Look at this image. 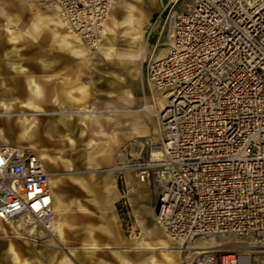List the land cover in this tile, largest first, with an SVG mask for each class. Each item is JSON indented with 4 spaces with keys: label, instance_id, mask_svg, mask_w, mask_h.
I'll list each match as a JSON object with an SVG mask.
<instances>
[{
    "label": "rangeland",
    "instance_id": "374dc122",
    "mask_svg": "<svg viewBox=\"0 0 264 264\" xmlns=\"http://www.w3.org/2000/svg\"><path fill=\"white\" fill-rule=\"evenodd\" d=\"M189 1L175 0L167 6L168 1L161 0L165 12L151 36L143 33L149 30L150 20H155L160 9L151 2L117 1L111 7L114 24L108 19L105 28L110 44L104 41L107 45L101 44L91 51L86 43L81 46L69 37L68 29L49 21L54 9L47 0H0V91L5 88L4 80L11 86L8 82L11 76L20 70L29 71L42 89L51 92L49 109L62 110L60 106L65 103L56 97L62 91H69L72 100L65 110L75 112L69 119L74 123L84 122L82 133L64 132L65 141L59 133H53L51 138L44 134L41 137L40 133L38 138L27 140L21 134L17 114L25 113L37 122L43 107L24 106V100L19 103L0 98V145L26 149L35 144L39 148L41 139L44 140L41 146L56 158L55 163L46 167L57 174V194L68 207L63 242L59 240L62 224L49 231L36 228L29 232L30 228L21 221L3 223L0 264H142L132 260L135 255L141 258L153 255L159 260L163 253L158 249L143 250L146 245H132V240L138 239L155 248L152 239L157 238L165 240L179 254L178 264L201 251L193 247H208L211 242L222 246L208 251L233 252L238 256L249 253V264H264V249H249L239 238L205 237L189 250L180 249L163 234L155 220L158 186L153 174L145 182L128 170H114L106 176L105 170L116 167L121 151H126L128 159L149 161L152 146L161 145L159 105L153 98L159 92L147 80V64L166 48L171 33L169 11L172 15L186 11ZM132 7L143 14L142 18L139 14L134 18L141 23L134 31L130 29ZM61 43L90 61L75 57ZM142 46L146 52L143 58ZM134 81L139 85L137 89ZM146 104L153 105V109L144 111ZM52 117L57 115L38 116L42 122ZM36 125L41 131L40 124ZM106 182L115 185L111 199L103 187ZM109 224L114 233L118 232V240L109 233ZM91 242L94 244L90 245ZM122 258L125 263H121Z\"/></svg>",
    "mask_w": 264,
    "mask_h": 264
},
{
    "label": "built area",
    "instance_id": "2783aa9c",
    "mask_svg": "<svg viewBox=\"0 0 264 264\" xmlns=\"http://www.w3.org/2000/svg\"><path fill=\"white\" fill-rule=\"evenodd\" d=\"M47 1L94 48L118 0ZM170 20L164 57L147 64L148 82L166 94L161 157L121 151L115 171L140 182L155 176L156 222L180 249L205 237L264 248V0H190ZM51 208L42 160L30 149L0 147V220L49 231ZM238 257L207 251L182 264H238Z\"/></svg>",
    "mask_w": 264,
    "mask_h": 264
},
{
    "label": "bare ground",
    "instance_id": "6f19581e",
    "mask_svg": "<svg viewBox=\"0 0 264 264\" xmlns=\"http://www.w3.org/2000/svg\"><path fill=\"white\" fill-rule=\"evenodd\" d=\"M136 1L140 2L141 4H145L146 2H148V3L151 2V4L153 6L159 8V9H162V5L160 4L161 0H136ZM167 1H168V5L167 6H169L172 2H175V0H167ZM187 4H189V2H187ZM53 9H54V14L51 17V19H49V21L50 20L53 21L54 24L57 27H60L61 29L62 28L67 29V27L65 25V22L63 21V18L59 14L58 10L56 8H54V7H53ZM57 12H58L59 15L57 14ZM111 12L112 11L110 9L107 20L109 19V21L114 24V18L112 17L113 14H111ZM141 13L142 12L140 10H138V9L136 10L134 7H132V9H130L129 16H130V19H132L131 22H132V25H133L130 29L132 31L135 30V27L138 28V29L140 28L141 23H139V20H140L139 18L143 17V14H141ZM136 15L139 16V18H138L139 20L138 21H136L134 19V18H136ZM158 15L161 17V13H159ZM170 15L172 16V18H174L176 16L175 14L172 15V12L169 11V16ZM160 17L157 18V22L155 20H153V23H152L153 26L158 23ZM105 28H106V23H105L103 29L100 32V39H99L98 44L94 48H91V51L98 49V47L101 44H104V46L107 45L104 41H106L107 43L109 42V40L105 37V33H106L105 32L106 31ZM68 32H71V31L69 30ZM109 33H110V31H109ZM68 35H69V37L73 38L76 42H78L81 46L84 45V41H82L81 38L78 35L73 34V32H71V34H68ZM108 44H110V43H108ZM142 47L143 48H142V51H141V57L143 58L144 54H145L144 53L145 52V47L144 46H142ZM85 48H87V47H85ZM106 52L104 53L105 56L108 55ZM81 55H87V54H86V52H81ZM164 55H165V50H160L159 54L156 55L155 59L156 60H160V59H162L164 57ZM129 59H131V58H129ZM27 83H28L30 89H29V93L27 95L28 98H27V100H24L23 105L24 106L27 105V106L35 108V107H37V105H35L34 102L35 103L36 102H41V100L44 99V96H43L42 91L38 88V86L36 84L33 83L32 79L30 77L27 78ZM133 84H134L135 88L137 89L138 86H139L137 84V82L134 81ZM157 92H159V91H157ZM152 93H154V92H152ZM20 94H21V92H15L13 90H8V89L4 88L2 91H0V98L6 99V100H9V101H14V102L19 101V103H22V100L19 99ZM14 95H17L19 97H16ZM153 98H154L155 104L157 103L159 105V112H158V117H159L161 111L165 107L166 94L164 92H159L158 94L156 93L155 97L153 96ZM69 100H70V98H69ZM61 108H62V110L56 111L55 114L65 115L66 118H62L59 121V123H54L53 121L50 122L48 127H47V130L51 134L53 132L59 133L60 139L65 141V137H67L66 136L67 134H63L61 132L74 133L75 131H80L82 133L83 130H84V122H83V120L76 121V123L72 122L71 119H69V117H70V115H73V113H75V112H68L67 110H65L66 109L65 107H61ZM150 108L153 109V105H149V104L147 105L146 104V106L143 108V110L147 111ZM52 112H48V113L52 114ZM17 116L19 117V120H20V123H21L20 124L21 127H22V129H21L22 133L21 134L23 135V137L26 138L27 140H32L34 138H38V133L39 132H38L37 125H36L38 121L36 122V120L33 119V118L32 119L27 118L25 113H19V114H17ZM158 129L160 131L159 127H158ZM68 139H70V138H68ZM0 147L6 148V149H9V150H23V149L16 148V147H13V146H10V145H0ZM26 149L32 150L34 152V154H36L42 160L44 171H46V173L48 174L49 182H50V186H51V193H52L51 214L53 215V218L55 219L53 223H50L49 227L51 228L50 230H53L54 226H57V225L61 226V222H62L61 220H62L63 210H64V203L61 200L59 194H57V189H58L57 174L49 171L47 169V167H46V164H51L52 162L55 163V159L56 158H52L45 151H43L41 148H37L35 144H30ZM150 156H151L152 161H159V159L161 157V149H160V146L158 144L152 146ZM118 160L119 159H117V161ZM120 161H122V159H120ZM64 164H65V162H64ZM66 166H68V164ZM115 169H116V167L114 169L105 170V172L107 173L106 176L108 177V175L113 173ZM103 187H104V190L106 191V193L108 194L110 192L111 188L114 187V183L106 182V183H104ZM155 220H156V215H155ZM3 223L4 222H2L0 220V233H5V230L2 227ZM8 223H10V222H8ZM32 230L33 229L30 228L29 232H31ZM152 240L156 243V244L154 243L155 244V248L150 247L149 245L147 246V243H143V242H141L138 239L132 240V245H139V246L146 245V247L144 249L142 247L141 248L143 250H148V251L149 250H153V249H158V250L162 251L163 254L160 255L159 260H157L156 257H154L153 255H150L147 258H141L140 256L138 257L137 255H135L134 259H132L133 261L141 262L142 264H178L179 263V260H180L179 254H175L174 251H173V248L170 247L166 243L165 240H162L161 238L160 239H158V238L157 239H152ZM245 243L247 244V247L249 249H254L255 248V246L251 242H245ZM220 246H222V245L218 244L217 242H211L210 246H208V247H206V246L205 247L195 246L192 249L193 250H201V251L195 252V254H200V253L207 252L208 249H210V248L212 249V248H216V247H220ZM260 248H262V247H260ZM256 249H259V248H256ZM262 249H264V248H262ZM170 250L172 252H170ZM166 251H168V252H166ZM262 253H264V252H262ZM244 255L238 257V264H249V258H250L249 253L248 254H244ZM125 262H126L125 258H122L121 259V263H125ZM25 264H28V263H25Z\"/></svg>",
    "mask_w": 264,
    "mask_h": 264
},
{
    "label": "crops",
    "instance_id": "0c3cea01",
    "mask_svg": "<svg viewBox=\"0 0 264 264\" xmlns=\"http://www.w3.org/2000/svg\"><path fill=\"white\" fill-rule=\"evenodd\" d=\"M162 5V4H161ZM160 5V6H161ZM159 13H161V15H162V13H164L165 11H163V6H162V9H160L159 11H158ZM172 18V16L170 15V16H168V18ZM161 18V17H160ZM167 18V19H168ZM153 20H150V25L151 26H149L150 28H149V30H148V28L145 30V32L143 33V36L144 35H146V34H148V33H150V36L153 34V33H155V30H156V25H154L153 26ZM149 31V32H148ZM144 38V37H143ZM168 41H169V38H168ZM167 41V42H168ZM61 45L63 46V48H65L67 51H69L72 55H74L75 57H80V58H84V59H86L85 57H82V56H79V55H77V54H74L71 50H69L68 48H66V46L65 45H63V43H61ZM147 48L148 47H146V51H147ZM145 54H146V52H145ZM144 54V55H145ZM87 60V59H86ZM87 61H90V60H87ZM91 61L94 63V61H93V59H91ZM31 78L32 79V81H33V83L34 84H36L37 86H38V88L42 91V93H43V96H44V99L43 100H41V102H36V104H37V107H43V109L44 110H42V111H39L38 112V115H37V119H38V123L40 124V126H41V131H40V129H38V135L41 133V137H42V134H44V135H46L47 137H49V138H51L52 137V134L53 133H56V132H53L52 134L51 133H49V131L47 130V127H48V125H49V123L50 122H54V123H59V121L62 119V118H66V116L65 115H60V114H55L56 113V111H58V110H53V109H49V107L47 106V104H48V100H49V98H50V91L49 90H44V89H42L41 88V86H39V84H37L36 82H35V78H33V74L31 73V72H27V71H23V70H20V72H18L16 75H14V76H11V78L9 79V84L11 85V86H7V84H6V82H5V80H4V82H3V84H4V86H5V88H10L11 90H13V91H15V92H21V94H20V97H19V99L20 100H27V98H28V93H29V85H28V83H27V78ZM2 78V77H1ZM3 79V78H2ZM1 89V88H0ZM28 91V92H27ZM59 95H57V97H56V100H58V101H64V106H62L63 104H61V106H60V108L61 107H69L68 106V103H71V101L69 100V98L70 99H72V96H70V92L69 91H65V92H60V93H58ZM61 102V103H62ZM53 111V112H52ZM46 112V113H45ZM48 112H52V114H49ZM41 115H51V116H56L57 115V117H52V118H50V119H48L47 120V122H42V120L40 119V118H38V116H41ZM61 133H63L64 134V132H61ZM40 137V138H41ZM43 142H44V140H42L41 139V144H43ZM41 144L39 145V148H41L43 151H45L48 155H50L51 157H52V154L53 153H50L47 149H45V148H43L42 146H41ZM114 187H115V185H114ZM114 187H112L111 188V190H110V192L108 193V194H110V199L112 198V195L113 194H115V191H114ZM58 193H59V191H58ZM63 199V198H62ZM63 203H64V210H63V216H62V222H61V224H62V226H61V234H60V238H59V240L61 241V242H63L64 241V237H63V226H64V224H65V221H64V215L66 214V212H67V210H68V207H67V204L64 202V200H63ZM108 231H109V233H111V234H113V236L114 237H116L115 239L116 240H118V238H117V236H118V232H113L114 230L112 229V225H108ZM94 243L93 242H91L90 243V245H93Z\"/></svg>",
    "mask_w": 264,
    "mask_h": 264
}]
</instances>
